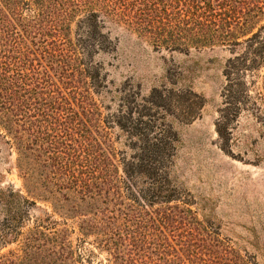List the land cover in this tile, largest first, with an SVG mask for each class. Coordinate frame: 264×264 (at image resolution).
Returning <instances> with one entry per match:
<instances>
[{"label": "trees", "instance_id": "1", "mask_svg": "<svg viewBox=\"0 0 264 264\" xmlns=\"http://www.w3.org/2000/svg\"><path fill=\"white\" fill-rule=\"evenodd\" d=\"M111 25L149 39L155 48L227 49L221 116L248 112L264 119V0H0V130L5 131L0 136H9L12 144H80L69 153L51 146L54 158L44 174L22 164L26 148L17 147L26 192L32 191L33 178H41L65 201L87 207L99 196L103 206L83 210L77 228L107 252L109 264H148V246L162 255L163 264H254L239 254L229 258L226 244L220 256L203 257L195 238L184 237L195 220L185 206L189 200L169 180V146L141 144L126 159L116 158L104 141L112 123L122 127L124 120L130 128L139 119L133 117L143 115L129 105L138 92H124L127 102L111 115V124L85 95L101 80L91 57L115 46ZM216 126L221 133V123ZM87 144H98L97 150ZM45 168L43 160L38 170ZM136 178L144 181L142 188ZM26 202L19 189L0 187V250L18 239L21 252L0 253V264H84L71 249L73 228H56L58 220L50 214L34 218L22 236ZM154 205L160 206L155 216ZM156 223L163 227L162 238L152 242Z\"/></svg>", "mask_w": 264, "mask_h": 264}, {"label": "rangeland", "instance_id": "2", "mask_svg": "<svg viewBox=\"0 0 264 264\" xmlns=\"http://www.w3.org/2000/svg\"><path fill=\"white\" fill-rule=\"evenodd\" d=\"M111 32L113 49L98 51L91 57L92 62L99 64L101 80L91 89L83 84L81 88L89 91L83 94L94 99L101 118L111 124V115L127 102L122 96L124 92H138L129 105L137 106L143 115H135L138 122L130 128L124 120L122 127L112 123L104 141L118 154L116 158L126 159L141 144L169 146V180L189 200L190 204L185 206L191 209L195 220L191 235L186 232L184 237L195 238L203 257L204 253L210 258L220 256L222 244H226L230 247L229 258L239 254L254 264H264V119L254 118L248 112L235 118L221 116L222 72L229 51L220 47L172 51L155 48L149 39L126 27L111 25ZM217 122L221 123V133L217 131ZM0 134L5 131L0 130ZM5 138L9 143L0 136V187L19 189L29 200L25 204L28 213L22 221V236L34 226V218L50 214L58 220L56 228L65 227L67 232L73 228L69 234L71 249L77 257H84V264H109L107 252L96 247L91 235L82 236L77 228L80 213H86L83 210L91 205L98 206L99 196L87 207L73 200L65 201L52 191L51 184L44 186L41 178H33L28 185L32 191L26 192L22 170L17 167V147L22 151L26 148L20 154L22 164L26 162L34 173L44 174L53 162L51 146L65 147L62 149L69 153V147L77 149L80 144H12L9 136ZM90 145L97 150L98 144H87ZM43 160L46 168L41 172L38 167ZM135 181L137 188L145 184L140 178ZM69 197L76 198L75 194ZM66 210L72 214L65 218ZM151 210H155L154 216L156 212L160 214L159 205ZM153 227L150 240L157 242L162 238L159 231L163 227L157 223ZM183 229L187 228L181 226V233ZM8 250L21 253L20 241L7 244L0 253ZM146 250L148 264H163L156 248L148 246Z\"/></svg>", "mask_w": 264, "mask_h": 264}]
</instances>
